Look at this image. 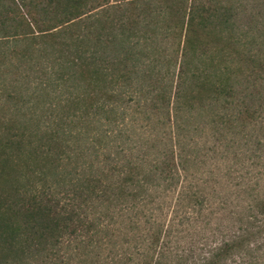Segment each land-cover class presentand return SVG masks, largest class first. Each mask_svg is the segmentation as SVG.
Returning a JSON list of instances; mask_svg holds the SVG:
<instances>
[{
    "label": "trees",
    "instance_id": "16d2710c",
    "mask_svg": "<svg viewBox=\"0 0 264 264\" xmlns=\"http://www.w3.org/2000/svg\"><path fill=\"white\" fill-rule=\"evenodd\" d=\"M0 264H264V0H0Z\"/></svg>",
    "mask_w": 264,
    "mask_h": 264
}]
</instances>
